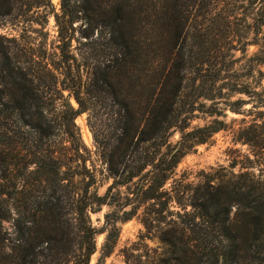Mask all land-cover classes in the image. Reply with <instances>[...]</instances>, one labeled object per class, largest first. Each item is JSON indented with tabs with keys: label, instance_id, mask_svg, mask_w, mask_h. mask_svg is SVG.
<instances>
[{
	"label": "trees",
	"instance_id": "trees-1",
	"mask_svg": "<svg viewBox=\"0 0 264 264\" xmlns=\"http://www.w3.org/2000/svg\"><path fill=\"white\" fill-rule=\"evenodd\" d=\"M0 18L14 32L0 35V264H89L104 233L101 264L135 215L174 264H264V0H0ZM82 38L100 39L97 56L77 52ZM227 110L253 115L234 137L254 159L194 186L175 177ZM83 112L112 179L102 194L74 124Z\"/></svg>",
	"mask_w": 264,
	"mask_h": 264
},
{
	"label": "rangeland",
	"instance_id": "rangeland-1",
	"mask_svg": "<svg viewBox=\"0 0 264 264\" xmlns=\"http://www.w3.org/2000/svg\"><path fill=\"white\" fill-rule=\"evenodd\" d=\"M55 10L58 8V0H50ZM256 16V15H254ZM250 21V19H249ZM4 23V19L0 18V24ZM45 29L48 31L49 39H52L54 35V26L51 17L48 18L47 25ZM248 37H254L253 29L250 31L246 29ZM14 32L8 27L0 28V35L5 37H10ZM264 34V26L261 30V33L258 37H261ZM34 35L36 38L40 37ZM221 37V36H220ZM219 37V39H220ZM39 39V38H38ZM82 44L78 46V53L85 54L86 56L92 54L93 57L97 56L95 50L100 46V39H81ZM4 42V41H3ZM94 49V50H93ZM257 47L250 45L248 47V54L256 51ZM236 55H240L239 52H235ZM264 69V67H263ZM264 83V78H263ZM238 97H245L244 95H235L232 99ZM70 103L75 107L76 104L69 99ZM250 104L245 105V109L249 108ZM227 117L225 120L228 123V127L225 130H220L216 132L206 143L198 144L193 149H191L186 155L182 157L175 169V177H182L185 182L190 183L192 186L202 182L204 174L214 173L219 170L221 167H226L228 169L229 163L233 158L238 159L241 162L247 163L245 157L253 160V151L252 147L248 144H244L240 141H237L234 137V131L239 125H241V119L244 118L246 122L250 121L253 115H243L236 114L229 110L226 111ZM86 113H80L74 119V124L77 127L79 138L83 147L89 151V160L86 161L87 167H94L96 170H102L98 173L100 178V187L98 192L102 194L105 191L107 185H109L112 179L108 178L104 172V165L99 161L98 157L95 154V145L92 137V133L87 127L86 124ZM106 118V122L110 123ZM212 117L203 116L200 118H195L191 122V126L203 125L211 121ZM222 119V117H220ZM179 139V133L175 131L170 137V141L174 143ZM67 145V143H66ZM241 164H238L233 171L238 172L241 170ZM254 165V164H252ZM257 168H263L262 166L256 167L253 169L256 174L259 173ZM251 170V169H250ZM263 178H264V172ZM187 209H190L188 206ZM111 207L108 205H102L99 211L90 213L91 221L93 226L99 229L104 221V214L109 212ZM141 209L139 210V212ZM140 215H135L131 219L122 221L118 223L120 232L116 243L113 247L112 252L106 256L101 264H174L175 257L178 254L174 251V248L171 244L162 241L159 237V233L156 230L147 231L141 220ZM2 226L5 229H9L6 222L2 223ZM104 233H96L95 242H96V251L91 256L89 264H96L98 258L101 254V246L104 241Z\"/></svg>",
	"mask_w": 264,
	"mask_h": 264
}]
</instances>
